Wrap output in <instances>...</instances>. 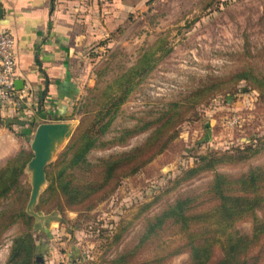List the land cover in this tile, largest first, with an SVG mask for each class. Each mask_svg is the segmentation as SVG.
<instances>
[{"label": "rangeland", "instance_id": "obj_1", "mask_svg": "<svg viewBox=\"0 0 264 264\" xmlns=\"http://www.w3.org/2000/svg\"><path fill=\"white\" fill-rule=\"evenodd\" d=\"M124 22L78 75L80 94L70 118L61 120L71 124V133L55 148L31 213L26 166L38 124L27 140L3 132L12 149L0 168L19 153L27 160L18 190L0 200V212L7 209L0 222L14 220L0 234V264L25 231L39 248L48 247L37 264H113L138 244L147 220L180 197L203 193L215 173L238 176L264 165V93L251 78H264V0H150ZM149 50L154 53L146 63ZM138 64L144 71L130 83L113 85ZM80 125L93 128L96 142L88 164L70 172L77 179L100 181L101 160L141 147L138 162L144 163L132 173L118 171L101 199L70 208L46 190L48 174L56 175L53 166ZM190 169L198 172L188 176ZM196 202L200 208L211 204L207 197ZM251 227L250 220L236 225L247 235ZM163 238L143 244L132 262L148 264ZM187 261L188 253L181 252L160 264Z\"/></svg>", "mask_w": 264, "mask_h": 264}, {"label": "trees", "instance_id": "obj_2", "mask_svg": "<svg viewBox=\"0 0 264 264\" xmlns=\"http://www.w3.org/2000/svg\"><path fill=\"white\" fill-rule=\"evenodd\" d=\"M153 53V50L145 53L146 63ZM142 71L144 68H141V64L135 65L121 78L115 80L113 85L123 87ZM238 76L243 77L242 74ZM251 78L259 84L258 89L264 93V83H259L264 82V78L254 76ZM128 89H125L123 95ZM70 115L67 113L64 117L70 118ZM11 123V120H8L5 125L9 126ZM107 125L108 123H104L98 132H104ZM34 126L35 124L32 127ZM93 135L91 126L85 129L80 125L76 129L62 155L63 159L53 166L58 169L56 175L53 176L52 172L51 178L48 174L49 185L46 190L48 197L61 196L66 205L76 208L91 199L98 200L104 197L108 192L100 193L109 187V181L113 180L118 171L132 173L144 163L138 162L143 148L141 147L126 154L101 160L100 181L77 179L75 174L70 172L88 164L86 155L95 147L96 142ZM154 144L155 141L145 143ZM68 151L70 153L65 157ZM26 160L27 158L24 159L19 153L0 168V200L18 190L19 177ZM197 172V169H190L186 171V175L192 176ZM202 197L210 200L209 207L200 208L194 204ZM6 213L7 209L0 212V220L7 219ZM18 215L26 223L31 221L23 211ZM243 220H250L252 223L250 235L240 233L236 229L237 223ZM13 222L12 217L6 223L0 222V234ZM162 235L164 240L154 246L153 256L148 264H160L181 252L188 253V261L185 264H264V165L250 168L238 176L215 173L203 193L180 197L147 220L138 244L130 251L120 254L113 264H135L132 262L133 258L142 245L146 242L151 245L153 240L159 242ZM39 247L34 244L31 234L27 231L21 233L12 242L6 264H37L48 250L47 246L44 249ZM157 247L161 248L158 250ZM217 252L221 253L218 258L215 257Z\"/></svg>", "mask_w": 264, "mask_h": 264}, {"label": "crops", "instance_id": "obj_3", "mask_svg": "<svg viewBox=\"0 0 264 264\" xmlns=\"http://www.w3.org/2000/svg\"><path fill=\"white\" fill-rule=\"evenodd\" d=\"M149 1L0 0V28L14 39V86L25 95L22 104L0 110V167L12 149L3 132L27 140L33 124L65 120L80 94L78 75L88 56L109 44ZM6 120L12 123L6 126Z\"/></svg>", "mask_w": 264, "mask_h": 264}, {"label": "water", "instance_id": "obj_4", "mask_svg": "<svg viewBox=\"0 0 264 264\" xmlns=\"http://www.w3.org/2000/svg\"><path fill=\"white\" fill-rule=\"evenodd\" d=\"M2 10L0 9V18ZM71 133V124L65 121H50L39 123L30 141L32 157L27 163V170L30 173V196L27 204V211L35 204L41 187L46 182L45 168L49 163L52 154L57 146L61 144Z\"/></svg>", "mask_w": 264, "mask_h": 264}, {"label": "built area", "instance_id": "obj_5", "mask_svg": "<svg viewBox=\"0 0 264 264\" xmlns=\"http://www.w3.org/2000/svg\"><path fill=\"white\" fill-rule=\"evenodd\" d=\"M16 62L13 36L0 28V108L22 104L25 95L15 89Z\"/></svg>", "mask_w": 264, "mask_h": 264}]
</instances>
